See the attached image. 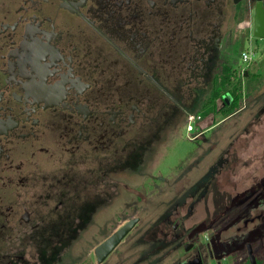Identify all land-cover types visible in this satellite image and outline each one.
Returning a JSON list of instances; mask_svg holds the SVG:
<instances>
[{"label":"flooded vegetation","instance_id":"af4514ba","mask_svg":"<svg viewBox=\"0 0 264 264\" xmlns=\"http://www.w3.org/2000/svg\"><path fill=\"white\" fill-rule=\"evenodd\" d=\"M258 7L264 14V0H0V264H107L121 249L134 252L126 264H165L176 248L186 259L173 264H223L228 250L214 253L189 222L219 172L197 176L220 147L208 134L243 110L227 114L246 80L263 85L239 58ZM184 127L203 154L162 162ZM251 215L243 228L264 209ZM132 220L99 262L96 248Z\"/></svg>","mask_w":264,"mask_h":264},{"label":"rangeland","instance_id":"374dc122","mask_svg":"<svg viewBox=\"0 0 264 264\" xmlns=\"http://www.w3.org/2000/svg\"><path fill=\"white\" fill-rule=\"evenodd\" d=\"M262 48H264L263 43L257 41L253 34H245L241 51H250L252 59L248 63L243 62L240 51L241 67L245 68L250 65L249 69L261 76L263 85L257 90L252 88L251 82L245 81L248 87L240 106L243 110L230 115L220 127L208 134L209 138L217 142L220 147L214 148L212 154L201 163L198 160L197 166V176L210 169L219 172L211 180L208 191L198 193L193 219L189 223L194 226L196 234L202 236V240L211 239L214 253L228 250L230 255L226 257V261L229 264H247L246 245L248 243L252 244L260 264H262L261 261H264L262 252L264 250V219L261 222L249 223L243 228L244 221L252 217L251 214L256 215L264 209V190L262 188L264 186V54ZM220 119L221 117L218 118V120ZM191 135L192 133L186 127L180 130V134L174 137L172 144L166 149L162 162L178 165V163L187 160L189 156H196L199 159L205 145L189 140ZM222 146L228 147L223 167H221L223 162L219 160ZM164 167L163 165L162 169ZM253 179L257 184L260 182V185L256 186L254 190L256 193L254 192L255 194L251 196L250 192H247ZM197 181L200 183L203 180L198 177ZM257 202H259L260 209L255 212L253 211L255 209L252 208L257 206ZM124 213V207L118 202L114 215L119 217ZM238 228L241 230L238 231ZM96 236V234L87 236L81 243L83 246L81 248L85 250L92 245ZM168 250H165V253ZM125 251V249H121L120 254L112 255L107 264L128 263L130 254L134 252L128 251L122 254ZM172 253L176 256L174 258L170 256L167 259L165 257V264L175 263L177 257L179 261L186 259L183 248L180 250L176 248ZM69 261L70 264H73L72 259ZM130 263H135V259L132 258ZM211 264H216V262Z\"/></svg>","mask_w":264,"mask_h":264},{"label":"water","instance_id":"95a60500","mask_svg":"<svg viewBox=\"0 0 264 264\" xmlns=\"http://www.w3.org/2000/svg\"><path fill=\"white\" fill-rule=\"evenodd\" d=\"M264 14L260 7L257 8L255 15V30L254 37L256 38H264ZM137 220L130 221L126 226L121 228L117 233L112 235L108 240H106L103 244L96 248V254L98 256V261L102 262L123 240V238L132 230ZM192 245H186L185 250H190ZM246 250L248 254V260L250 264H258L256 255L254 254V249L252 244L248 243L246 245ZM199 264L198 261H195ZM193 262V264H195ZM222 264V263H218ZM223 264H229L228 261H225Z\"/></svg>","mask_w":264,"mask_h":264},{"label":"trees","instance_id":"16d2710c","mask_svg":"<svg viewBox=\"0 0 264 264\" xmlns=\"http://www.w3.org/2000/svg\"><path fill=\"white\" fill-rule=\"evenodd\" d=\"M233 98H234V103L232 104L231 107H229V109L227 111L228 115H230L234 110H236L240 107V103L243 100V94L242 93H239V94L235 93V94H233ZM214 110L215 109L212 108V109H209L207 112L204 111V112H199V113H200V115H207L210 112H214ZM262 252L264 254V250ZM257 261H258V264H260L258 259H257ZM261 262H262V264H264V261H261ZM247 264H250L249 261L247 262Z\"/></svg>","mask_w":264,"mask_h":264},{"label":"built area","instance_id":"2783aa9c","mask_svg":"<svg viewBox=\"0 0 264 264\" xmlns=\"http://www.w3.org/2000/svg\"><path fill=\"white\" fill-rule=\"evenodd\" d=\"M241 59L243 60V62H246V63H248L249 61H251V59H252V53L250 52V51H246V50H243V51H241ZM200 117H195V116H191L190 118H189V123H191V122H193L194 120H197V119H199ZM188 129H190V126H189V128Z\"/></svg>","mask_w":264,"mask_h":264}]
</instances>
